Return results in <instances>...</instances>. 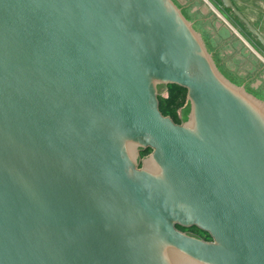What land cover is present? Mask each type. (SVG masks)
I'll return each mask as SVG.
<instances>
[{
  "label": "water",
  "instance_id": "obj_1",
  "mask_svg": "<svg viewBox=\"0 0 264 264\" xmlns=\"http://www.w3.org/2000/svg\"><path fill=\"white\" fill-rule=\"evenodd\" d=\"M213 6L0 0V264H264V59L227 26L253 65L222 69Z\"/></svg>",
  "mask_w": 264,
  "mask_h": 264
},
{
  "label": "flooded vegetation",
  "instance_id": "obj_2",
  "mask_svg": "<svg viewBox=\"0 0 264 264\" xmlns=\"http://www.w3.org/2000/svg\"><path fill=\"white\" fill-rule=\"evenodd\" d=\"M213 1L215 2V4L220 9V4L217 2V0H213ZM220 10L229 19H232L241 28V30L244 33H246V34L248 33L245 30V28L240 24V22L232 15V13L230 11H225L223 9H220ZM203 23H205V24H203L202 28L205 29V30L203 29V31L205 32L206 37L208 38L212 47L216 48L218 55L221 56L223 59H225V61H226L225 63L227 66L232 67L235 70V72H237V70H239V69L242 70V68H241L242 64L241 63L245 64V65H243L245 67L247 66V64L253 65L251 63L252 60L250 58L251 55L249 54V52L246 54L245 49L243 47H240L241 46L240 39L235 38L234 37L235 35H231V32H230L229 28L227 27L229 25L228 22H227L228 25L223 24L224 27L220 28L219 30H215L214 29L215 27L213 28L208 22H203ZM230 25H231L230 28H233L239 34V32L232 26V24H230ZM210 33H211V35H210ZM227 34H229V36H230L229 38H228ZM237 57H242L241 59H243V60L241 61V59H239V62H238L235 59ZM235 67H237V68H235ZM245 70L248 71V69H245ZM179 118L181 120L180 115H179ZM178 228L182 231H187L189 233H193V234L201 237L202 239L207 240V235H205V233L203 235V234L197 232L198 228H190V229H183L180 227H178Z\"/></svg>",
  "mask_w": 264,
  "mask_h": 264
},
{
  "label": "trees",
  "instance_id": "obj_3",
  "mask_svg": "<svg viewBox=\"0 0 264 264\" xmlns=\"http://www.w3.org/2000/svg\"><path fill=\"white\" fill-rule=\"evenodd\" d=\"M211 47H212V45H211ZM212 49H214V47H212ZM216 57H217L218 62L222 61V58H221V56L218 55V53H216ZM250 58L252 59L253 56L252 57L250 56ZM253 63L257 64V61L254 60ZM222 69L225 70V72L227 71V74L230 77H232L233 79H235L236 81H243V79H245L244 76H242V75L240 76L238 74V71L233 72V71L229 70V68L226 67L225 64L223 65ZM256 92L258 95L264 96V88H260L259 90H256ZM186 100H187V90L186 89L179 87V86H176V85H169L168 86V97L167 98H164L162 96L159 97L160 111L162 112V114L164 116H169L177 124H180L181 120L179 118V110L185 106ZM150 152H151V150H148L147 152L143 153L142 155H145V154L150 153ZM197 232H199L203 235L205 233L199 229L197 230ZM205 235H207V241H209L210 240L209 235L207 233H205Z\"/></svg>",
  "mask_w": 264,
  "mask_h": 264
},
{
  "label": "crops",
  "instance_id": "obj_4",
  "mask_svg": "<svg viewBox=\"0 0 264 264\" xmlns=\"http://www.w3.org/2000/svg\"><path fill=\"white\" fill-rule=\"evenodd\" d=\"M212 4H214V9L219 14L224 15L226 22L232 24V26L242 31L241 28L232 20L229 19L215 4L213 0H209ZM235 6L246 16L247 19L250 20V22L258 28V30L264 35V0H234ZM222 18H224L222 16ZM229 21H228V20ZM227 24V23H226ZM228 25V27H229ZM231 27V25H230ZM229 27V28H230ZM231 29V28H230Z\"/></svg>",
  "mask_w": 264,
  "mask_h": 264
},
{
  "label": "rangeland",
  "instance_id": "obj_5",
  "mask_svg": "<svg viewBox=\"0 0 264 264\" xmlns=\"http://www.w3.org/2000/svg\"><path fill=\"white\" fill-rule=\"evenodd\" d=\"M237 31L239 32V35L252 47V49L256 52V54H258L260 57L264 59V50L260 47V45L254 39H252V37L249 36L248 33L246 34L243 31L240 32V30H237ZM161 95L164 98L168 97V87L162 90ZM179 115L182 121L183 115H184L183 108L179 110Z\"/></svg>",
  "mask_w": 264,
  "mask_h": 264
}]
</instances>
